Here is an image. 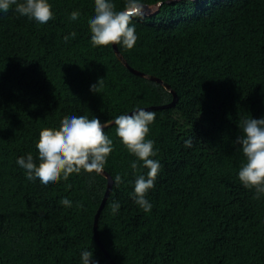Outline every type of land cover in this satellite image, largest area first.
<instances>
[{
	"label": "trees",
	"instance_id": "16d2710c",
	"mask_svg": "<svg viewBox=\"0 0 264 264\" xmlns=\"http://www.w3.org/2000/svg\"><path fill=\"white\" fill-rule=\"evenodd\" d=\"M48 2L54 18L45 24L15 6L0 11V264H81L84 250L113 264L93 236L98 209L96 231L115 264H264V195L240 182L235 142L243 119L264 117V0H164L132 19L138 39L118 51L174 89L168 106L160 105L172 101L169 88L129 70L112 45H92L94 0ZM111 2L122 10L126 0ZM148 106L156 115L146 139L161 165L146 193L149 212L133 199L148 169L114 122L104 128L112 183L101 207L102 173L82 170L45 186L16 163L28 153L35 161L40 131L58 129L65 116L102 123Z\"/></svg>",
	"mask_w": 264,
	"mask_h": 264
},
{
	"label": "clouds",
	"instance_id": "9594fccd",
	"mask_svg": "<svg viewBox=\"0 0 264 264\" xmlns=\"http://www.w3.org/2000/svg\"><path fill=\"white\" fill-rule=\"evenodd\" d=\"M164 0H157L162 6ZM15 6L14 11L28 19H34L45 24L53 19V12L48 0H0V11L8 12ZM145 5L140 0H126L124 8L117 10L111 0H94V15L89 19L88 26L93 46L122 45L127 49L134 47L138 37L134 17L142 18ZM79 11L70 13V20H77ZM76 36L71 32L64 37L65 42ZM99 81V79H98ZM97 83L90 86L96 92ZM155 112L137 109L130 115H118L114 119L116 135L124 147L147 168L146 175H139L134 181V202L145 212L151 210V203L146 199L148 190L154 187V182L161 165L151 157L156 155L154 141L146 139L149 125L155 120ZM104 124L94 117L65 116L57 128H43L39 133L36 149L37 159L31 153L18 157L16 163L25 170L29 181L39 179L47 186L61 178L67 180L73 174L82 170L88 173H102L108 156L113 151V141L105 134ZM242 134L236 138L244 156V163L238 172V178L245 188L254 189L256 198L264 195V117L259 119L245 118L239 125ZM132 169L137 170V162L131 163ZM116 185L122 182L120 175L114 178ZM70 187V186H69ZM60 203L71 207L72 202L62 198ZM113 214L118 212L120 204L113 202L110 205ZM93 253L89 250L81 252V264H97L92 259Z\"/></svg>",
	"mask_w": 264,
	"mask_h": 264
},
{
	"label": "water",
	"instance_id": "95a60500",
	"mask_svg": "<svg viewBox=\"0 0 264 264\" xmlns=\"http://www.w3.org/2000/svg\"><path fill=\"white\" fill-rule=\"evenodd\" d=\"M142 4H144V3H142ZM144 5H145V8H144V14H145V13H149V12H151L152 10H155L156 7L158 6L157 2L154 3L153 5H149V4H147V3H145ZM112 46H113V49H114L116 55L118 56V58H119V59H120V60H121V61H122L127 67H128L129 70H131V71H133V72H135V73H137V74H140V75H142V76H145V77H149V78L155 79V80L159 81V82L162 83L164 86H166L167 88L170 89V91H171L172 94H173V99H172V101H171L169 104H163V105H160V106H168V105H170L171 103H173V101L176 99V94H175L174 89H173V88H172V87H171L166 81H164V80H162V79H160V78H158V77H154L153 75H150V74H148V73H145V72H143V71H140V70L134 68L133 66H131V65L125 60V58L122 56V54L118 51L117 45L114 44V45H112ZM154 107H155V106L138 107V108H134V109L128 111V112L125 113V114L130 115L133 111H135V110H137V109H146V108H154ZM112 122H114V119H113V120H109V121H107V125L111 124ZM102 124H104V122H102ZM102 174H103L104 176H106V178H107V185H106V190H105L104 197H103V199H102V201H101V203H100V207H101V205L103 204L104 199H105V196L107 195V193H108V191H109V189H110V187H111V183H112V178H111V176H110V175H109L104 169H103V171H102ZM100 207H99V208H100ZM98 211H99V209L97 210V212H96L95 215H94V222H93V236H94L95 240L98 242V244L100 245V247L102 248V250H103V252L105 253L106 257H107V258H108L113 264H115V263L112 261V259H111L110 255H109V253L107 252L106 248H105L104 245L102 244V242H101V240H100V238H99V236H98V233H97V231H96Z\"/></svg>",
	"mask_w": 264,
	"mask_h": 264
}]
</instances>
